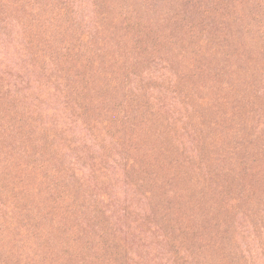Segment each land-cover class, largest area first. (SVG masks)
I'll return each instance as SVG.
<instances>
[{
    "label": "rangeland",
    "instance_id": "374dc122",
    "mask_svg": "<svg viewBox=\"0 0 264 264\" xmlns=\"http://www.w3.org/2000/svg\"><path fill=\"white\" fill-rule=\"evenodd\" d=\"M0 264H264V0H0Z\"/></svg>",
    "mask_w": 264,
    "mask_h": 264
}]
</instances>
